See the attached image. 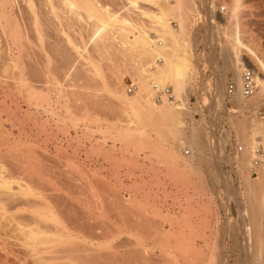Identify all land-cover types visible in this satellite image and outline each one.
Returning a JSON list of instances; mask_svg holds the SVG:
<instances>
[{
	"label": "rangeland",
	"instance_id": "rangeland-1",
	"mask_svg": "<svg viewBox=\"0 0 264 264\" xmlns=\"http://www.w3.org/2000/svg\"><path fill=\"white\" fill-rule=\"evenodd\" d=\"M188 1H193L194 7L198 9V14L193 12L192 21L183 37L188 42L189 72L192 74L181 91L184 102L174 108L177 110L181 135L173 138L168 130L164 133L170 141L164 145L175 146L181 154V158L172 159L174 162L170 160L171 163H164L161 157L157 159L156 154L153 155L157 151L152 154L154 149L150 144L155 140L150 127H147L150 132L147 130L146 137H140L144 136L140 141L142 144L134 143L125 148L113 138L115 128L122 126L125 115L106 89L119 87L131 95L134 79L123 68L127 62L124 59L127 58L118 50L117 45L120 44L115 42L116 39L114 44L104 49L106 51L92 48L91 51L89 46L87 57L91 61L81 63L75 59L77 54L72 50V53L69 52L62 44L60 46L58 41L63 40L64 35L52 29L42 1H30L29 5L25 1H15L11 5L14 23L17 22L22 33L23 46L19 50L11 49L6 54L8 61L5 56L0 60V136H5L7 145L14 147L13 150L18 147L14 151L24 154L26 159L53 165L58 176H69L77 182L81 181L88 188L91 205L96 198L101 202L102 255L95 259L100 258L101 264H134L136 252L133 237L137 229L141 231L138 230L139 233L146 232L149 236L150 239L144 238L147 243L153 236V240L164 241V246L148 244L144 251L147 254L138 256L139 264H258L261 257L264 259V172L256 168L257 159L253 158L255 166L245 171L250 178L247 185L239 168L231 161L234 152L239 151V154L243 149L236 128L242 124L248 125V128L251 119L264 118V96L255 98L250 109L236 112L232 97H235L233 95L238 88L228 95L226 86L231 82L236 87L238 76L234 67L227 69L224 66L228 57L222 55L227 41L236 31L244 43L255 44L256 53L260 57L262 55L264 61V0H247L248 5L246 0L240 1L238 15L231 17L226 15V7L233 0ZM93 2L96 6L100 4L98 8L107 10L113 16L126 17L128 21L142 24L144 28L149 26V18L130 9L127 1ZM144 2L139 1L142 3L139 5L153 9L152 4ZM211 5L217 6L211 9ZM31 9L38 10L42 40H39L32 26ZM83 21L70 18L61 23L70 39L77 44L87 41L92 32L90 22ZM169 21L173 26L176 24L174 18ZM150 32L153 34L152 30ZM238 54L241 63L234 64L242 68L240 75L246 69L252 72V77L255 73L262 77L249 51L241 50ZM93 65L97 71H94ZM166 87L170 88V85ZM27 90L43 93L49 100L56 102L50 100L51 109L37 108L28 102ZM255 90L254 86L253 92ZM65 105L68 107L65 108ZM84 116L97 118L100 124L97 121L94 124L91 120L89 124L86 118L83 122L79 121ZM86 126L90 129L86 130ZM104 127H109V131L104 132ZM193 132L197 133L196 137ZM260 134H254L258 153L263 151ZM140 145L144 148L136 149ZM188 150L189 154L193 152V160L188 161ZM197 155L202 157L199 162H195L200 159L196 158ZM168 163L175 166H168ZM189 164L193 168H200L202 174L194 173ZM166 166L171 171L165 170ZM169 173L179 174L183 178L180 180L177 175V180L173 178L176 176L171 177ZM141 213L144 217L140 218ZM134 226L138 228L135 230ZM250 228L259 234L262 246L256 245L257 250L254 246L251 251V248L246 249L242 244ZM245 241L246 245L249 244V238ZM167 243L171 245L165 246ZM169 246H173L172 249L177 247L174 253L178 261L172 259L175 256L165 254L163 247ZM92 248L95 246L92 245ZM95 261L89 264H96Z\"/></svg>",
	"mask_w": 264,
	"mask_h": 264
},
{
	"label": "bare ground",
	"instance_id": "bare-ground-1",
	"mask_svg": "<svg viewBox=\"0 0 264 264\" xmlns=\"http://www.w3.org/2000/svg\"><path fill=\"white\" fill-rule=\"evenodd\" d=\"M15 1H25L28 5L30 1H42V4H40L43 6V8H45L44 10L49 17V22L52 26V29L64 35V37L62 38L63 40L58 41L60 43V46L62 44V46L69 49V52H71L72 50L73 53L77 54L78 57H76L75 59H79L77 61L81 63H84L85 60L88 61L90 58L87 57V53H90V51H88L89 46L90 50L92 48V50L94 49L95 51L97 50L102 52L112 43L114 44V41L116 39L115 42H118L120 44H116L117 46H119L118 50L120 49L119 51H121L127 58L124 59L127 62L125 61L126 63L125 65H123V68H125L127 73L130 72V74L134 76V79L132 85L133 94L131 95L126 94L124 89L119 88L118 86V88L114 87L112 89H106L108 94L115 98L117 104L123 112V115H125V120L122 123V126H120V124V127H118V129L115 128L116 131L114 132L115 134L113 138L119 140L125 146V148L134 143L142 144L140 141L144 136L146 137L149 131L147 127H150L152 132L154 133L153 140L161 144V146H159V144L155 143V141V144L152 143V137L148 135L149 137H151V143L154 144H150L151 148L153 146L154 149V151H152L153 149L150 150L152 151V154L153 152L157 151V153L155 152L153 155L156 154L157 159L161 157L164 163H171L170 160L173 161L172 159H178L179 157L181 158V154L177 152L179 149L176 150L175 146L171 144L164 145L165 142L170 143V141L165 136L166 134L164 135V133L166 130H168L173 138L181 135V132L178 129L179 120L176 112L177 110H174V108L181 105V102H184L181 91L183 90V86L190 79L192 74L189 72L190 59L187 50L188 42L185 41L183 37L185 35L187 26L192 21L193 12H196L195 14H198V9L194 7L193 1L0 0V60H3L2 57H6V54L8 55L11 49L14 48L19 50L20 46L22 45V33H20V29L16 24L17 22L14 23V18L12 15L13 9H11V5H13V3H16ZM53 1H59L60 5H58L59 3L55 4ZM93 1H127V5L131 6L130 9H135L138 13L146 15V17L149 18V26L147 25V27L144 28L142 24H134L133 22L128 21L126 17L113 16V14H110L107 10H101L100 8H98L100 4L96 6ZM139 1H145L152 4L151 9H153L150 10V8L148 9L146 8V6L139 5L142 4L139 3ZM240 1L242 0H233V2L226 7L227 16L231 17L238 15L237 13H239L238 10L240 9ZM246 5H248V1ZM253 5L251 6L253 7ZM215 6L217 5H211L210 7L212 9ZM218 7H220V5H218ZM36 9H31L33 12V17L31 16V19L33 18V21H31L33 24L32 26H34V29L37 33V37L40 40L42 38L41 36L43 35H41V21L38 20L39 15L37 12L38 10L35 11ZM212 11L213 10H211V12ZM70 18L81 21L84 20L90 22L91 24L92 32L89 36L90 38H88V40L86 39L87 41L85 42L83 41L82 44L73 42L65 32V29L61 27L62 20L69 21ZM170 18L175 19L176 24L174 26L171 25L169 21ZM151 30L153 31V34H151L150 32ZM41 45L42 44L38 46L41 47ZM224 48L225 50H228L225 51L223 49L222 55L228 57V61L224 66H226L227 69L230 68V66H232V68L234 67L235 69L233 68V70L237 73L238 76V84L237 82H235L236 88L238 89L236 90L235 88L236 91L234 90L235 94L233 95L235 97H232L234 98L236 112L242 109H250V106L253 105L255 98L257 99L261 96H264V61L263 59H261L262 55L261 57L260 55L258 56L255 51L256 49H254L255 44L248 45L246 42L244 43L236 34V31L235 33H233V36H231V38L227 41ZM241 50H247L249 51V53H251V56H249L254 60L258 69L262 72V77L257 76L256 73L253 74L254 86L256 87L257 91L255 90V92H252L251 95H244L242 93V74L240 75V69L242 68L235 66L236 62L241 63V61L239 60L240 56L238 54L239 52H241ZM224 52L227 53L224 54ZM232 53L234 54L233 58ZM7 58L8 57H6V59ZM90 61L91 60H89V62ZM13 64L15 65V61H13ZM93 69L94 71H97L95 65H93ZM216 79L218 80V78ZM21 84L24 85V83ZM167 85H170V88L166 87ZM33 91L27 90V100H29L28 102L30 103V105L32 104L35 107L42 109H51L53 107L50 102L51 99L49 100L48 96L44 95L43 93L39 94L36 93V91ZM157 93H159V96L157 95ZM65 106V108L68 107L67 105ZM56 107H58V105ZM85 118L87 119L89 124L90 120L94 124L96 121L99 122L97 118L90 119L87 116L82 117L81 119H79V121L81 120L83 122V119ZM76 121H78V119ZM250 122V127H248L249 131H247L248 128H246V126L248 125L244 126L242 123L241 127L236 128L238 129L236 130L237 136L240 138L241 143H243V149L241 147L240 149H242V151L240 150L239 154L237 153L239 151L234 152V156L231 157L232 163L239 168L241 174L244 176V181L246 182V184L250 181V178L245 171H248L249 167L251 168V166H255L252 163L253 158L257 159L256 168L259 169V171L262 170V172H264V118H253L250 120ZM244 123L247 124L246 122ZM87 129H90V127L86 126V130ZM102 129L104 130V132L109 131V127H104ZM257 132L261 133L260 137L263 140L261 142L263 146V151L261 153H258L256 150L257 142L255 141L254 134H258ZM193 133L195 135L196 132ZM141 135L144 136L140 138ZM196 136L197 135H195L194 137ZM4 137L0 136V264H89L92 260L95 261L96 258L102 255V248H100L102 246L100 239L102 238L103 234L100 226L102 222L101 210H103L100 206L101 202L97 201V198L96 200L92 199L93 203L91 205L88 194L89 192L87 191L88 188L86 187V185L84 186L81 181L77 182L78 180H73L69 176H58L56 173L57 170H54L53 165L26 159V156L24 157V154L22 155L20 152L14 151L18 147L13 150L14 147L12 148L11 146H8L6 142L7 140H5ZM132 146L134 147V145ZM9 147H11L12 149H10ZM141 147L144 148L142 145H140V147L136 149H140ZM193 150L194 149H192V151ZM189 151L190 150H188L187 152V155L189 157L188 161L193 160L192 158L195 157L193 155V152L191 151L192 153L189 154ZM194 152L196 151L194 150ZM199 157L197 155L196 158ZM201 158L202 157H200V159H196L197 161L195 160V162H199L198 160H202ZM206 160L208 161V159ZM169 163L168 166H171ZM206 164L208 165V163ZM189 165L190 169H192L194 173L202 174L203 171L200 168H193L192 164ZM168 166H166L165 170L169 172L171 170L167 169ZM210 172L212 173L211 170ZM172 173L169 174L171 175V177L173 175L176 176L173 178L177 180L179 179L180 175L182 176L181 172L180 175L177 174L179 176ZM182 178L180 180H182ZM199 180L202 179L200 178ZM91 209H93V211H91ZM140 210L142 209L140 208ZM90 213L93 215L91 216ZM142 213L140 215V218L142 216ZM137 228L138 227H136V229ZM138 230L139 229H137L136 231ZM136 231V236L132 234L135 236L133 237V239L135 238L134 251L136 252V259L134 261V264H139L138 256H141L140 254L143 253L147 254V252L144 251L147 250L145 247L148 246V244H152L153 246H164V241H162L161 239V242L158 240H153L155 238L153 236L154 238L152 237V239L147 243L144 238H150L148 235H146V232L139 233V230L137 233ZM249 231L250 232L248 235H244L242 244L246 246V249L248 247L249 249L251 248L252 251V247L255 246L254 249L257 250L259 246L258 244L261 245L259 234L255 229L254 231H252L250 228ZM238 233H240V231ZM246 238H249V244L247 245L245 241ZM93 240L95 241V243ZM173 242L175 243L176 240ZM168 244L170 243H167V245L165 246H168ZM92 245L95 246V248H92ZM162 246L160 248H162ZM172 247L173 246L163 247L165 248L166 252L164 253L172 257H176L174 250L177 249V247H174L173 249ZM182 248H185V246ZM172 259L175 260L177 259V257ZM258 261V264H264L263 257H261V259ZM95 263L101 264V259H97ZM176 264L179 263L177 262Z\"/></svg>",
	"mask_w": 264,
	"mask_h": 264
},
{
	"label": "built area",
	"instance_id": "built-area-1",
	"mask_svg": "<svg viewBox=\"0 0 264 264\" xmlns=\"http://www.w3.org/2000/svg\"><path fill=\"white\" fill-rule=\"evenodd\" d=\"M235 86L229 82L226 86V91L229 94H231L235 90ZM241 91L244 95H250L254 91V80L252 77V72L249 70H244L242 73V82H241Z\"/></svg>",
	"mask_w": 264,
	"mask_h": 264
}]
</instances>
